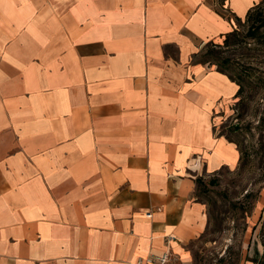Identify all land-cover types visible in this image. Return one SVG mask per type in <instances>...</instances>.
<instances>
[{"label": "crops", "instance_id": "1", "mask_svg": "<svg viewBox=\"0 0 264 264\" xmlns=\"http://www.w3.org/2000/svg\"><path fill=\"white\" fill-rule=\"evenodd\" d=\"M263 2L0 0V264H191L198 180L240 163L196 57Z\"/></svg>", "mask_w": 264, "mask_h": 264}, {"label": "rangeland", "instance_id": "2", "mask_svg": "<svg viewBox=\"0 0 264 264\" xmlns=\"http://www.w3.org/2000/svg\"><path fill=\"white\" fill-rule=\"evenodd\" d=\"M196 59L244 90L217 120V131L238 146L240 163L200 180L208 227L192 247L191 264H264V2Z\"/></svg>", "mask_w": 264, "mask_h": 264}, {"label": "built area", "instance_id": "3", "mask_svg": "<svg viewBox=\"0 0 264 264\" xmlns=\"http://www.w3.org/2000/svg\"><path fill=\"white\" fill-rule=\"evenodd\" d=\"M136 264H182V262L171 249H167L161 254L150 255L146 258H142Z\"/></svg>", "mask_w": 264, "mask_h": 264}, {"label": "trees", "instance_id": "4", "mask_svg": "<svg viewBox=\"0 0 264 264\" xmlns=\"http://www.w3.org/2000/svg\"><path fill=\"white\" fill-rule=\"evenodd\" d=\"M251 12L248 14V16L247 17H249V16H251ZM220 72H222L223 74H226V75H228L226 72H224V71H220ZM228 77L232 80V81H234V82H236L233 78H231L229 75H228ZM237 84L239 85V91H238V94H237V97L239 96V95H241L242 93H243V90H244V88H243V86H242V84L241 83H239V82H237ZM198 182L200 183V180H198Z\"/></svg>", "mask_w": 264, "mask_h": 264}]
</instances>
